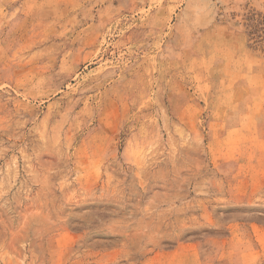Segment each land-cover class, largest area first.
Returning <instances> with one entry per match:
<instances>
[{"label":"rangeland","instance_id":"374dc122","mask_svg":"<svg viewBox=\"0 0 264 264\" xmlns=\"http://www.w3.org/2000/svg\"><path fill=\"white\" fill-rule=\"evenodd\" d=\"M0 264H264V0H0Z\"/></svg>","mask_w":264,"mask_h":264}]
</instances>
